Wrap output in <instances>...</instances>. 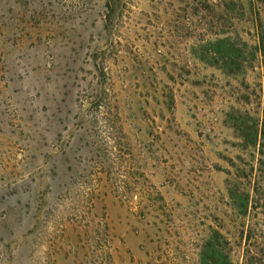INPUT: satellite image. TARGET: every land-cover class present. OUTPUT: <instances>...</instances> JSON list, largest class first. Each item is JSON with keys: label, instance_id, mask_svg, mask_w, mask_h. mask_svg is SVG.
I'll return each mask as SVG.
<instances>
[{"label": "rangeland", "instance_id": "1", "mask_svg": "<svg viewBox=\"0 0 264 264\" xmlns=\"http://www.w3.org/2000/svg\"><path fill=\"white\" fill-rule=\"evenodd\" d=\"M257 6L0 0V264H201L215 231L264 264ZM100 89L115 161L81 126Z\"/></svg>", "mask_w": 264, "mask_h": 264}, {"label": "trees", "instance_id": "2", "mask_svg": "<svg viewBox=\"0 0 264 264\" xmlns=\"http://www.w3.org/2000/svg\"><path fill=\"white\" fill-rule=\"evenodd\" d=\"M255 2L258 4L256 14L257 27L260 32L255 48L264 54V0H255ZM221 42L222 40L219 41L218 46L214 45L212 50H215L216 52L223 51L221 61L224 59L222 62H224L225 65L234 64V61L232 60V57L235 54L234 46L228 42L224 44L225 40L223 41V45ZM100 73L104 77L105 72L103 71V68H100ZM107 95L108 93L106 89H100L99 92L97 91L95 99L92 101V105L95 106V111H93L92 114L86 112V110L82 113L83 109L80 110L81 126L85 136H89L87 125L94 127V132L100 137V142L103 145V150H105L106 156L111 161H115L121 156L118 152L121 151L119 134H121L122 131L120 129V125L115 122L113 117H111L112 113ZM83 105L84 104H82V106ZM92 127L91 129L93 131ZM260 134L261 138L264 140V121L261 123ZM96 143V139L95 142L93 140L91 142L92 145H95ZM95 163H100V167L102 168L108 167H105L101 160L95 161ZM77 182L81 185L85 183V181L79 180ZM240 205L243 206L242 204ZM227 245V239L219 231H215L201 246V264H229L227 260Z\"/></svg>", "mask_w": 264, "mask_h": 264}]
</instances>
